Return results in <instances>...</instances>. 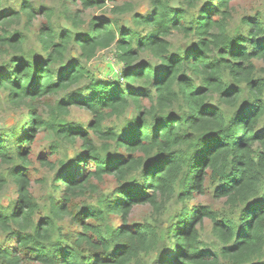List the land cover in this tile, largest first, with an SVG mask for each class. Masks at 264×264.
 <instances>
[{
  "label": "trees",
  "instance_id": "trees-1",
  "mask_svg": "<svg viewBox=\"0 0 264 264\" xmlns=\"http://www.w3.org/2000/svg\"><path fill=\"white\" fill-rule=\"evenodd\" d=\"M15 1L0 10V58L8 56L0 90L10 113L21 114L0 127V189L13 183L17 193L0 205V229L14 241L0 247V264H130L150 253L156 264H264V7L230 28L233 0H150L125 26L130 2L84 21L67 0L61 10ZM38 15L45 21L31 35ZM58 17L79 31L57 25ZM32 38L37 46L26 45ZM111 47L122 67L99 79L87 63ZM73 106L92 121H69ZM111 117L117 123L105 126ZM38 131L59 154L44 203L27 173ZM76 140L73 154L59 157V142ZM108 177L114 188L105 193ZM206 180L226 212L185 203ZM53 190H62L60 202ZM170 198L182 206L163 229L127 225L133 205L159 213ZM65 216L83 232L64 233L55 222ZM205 218L211 246L200 237Z\"/></svg>",
  "mask_w": 264,
  "mask_h": 264
},
{
  "label": "rangeland",
  "instance_id": "rangeland-1",
  "mask_svg": "<svg viewBox=\"0 0 264 264\" xmlns=\"http://www.w3.org/2000/svg\"><path fill=\"white\" fill-rule=\"evenodd\" d=\"M36 2V0H34ZM63 0H39V3H46L47 5H51L56 10H61L63 8L62 4ZM124 2H130L133 4V12H128L120 15L121 24L125 26H131L132 25V14L135 13H146L149 11L150 6L149 2L150 0H116V2L111 3L110 1L106 0L104 4L102 5H90L85 6L83 5L80 0H67L68 6L70 8L71 14H77L80 19H83L84 21L88 20L90 16L92 15H105L110 16L114 13L112 12V6L115 4H121ZM16 3L15 0H1L0 2V10H5L9 7L14 6ZM173 4L177 5V0H173ZM264 7V1L263 0H233L232 1V19L230 23V28H233L240 20V17L243 16V14H252L255 12L256 9H261ZM57 25H62L64 27L71 28L72 31H79V29L72 28L70 26V20L69 22L66 21L64 18H56ZM43 15H38L33 20V23L30 27L29 34H33L39 27V25L44 22ZM25 18L18 19L16 23H14V26L16 28L23 27L25 25ZM33 39V38H32ZM29 40L26 45L32 46L36 45L35 40ZM172 41L174 43L179 44L182 42V39H180V36L177 34H174L172 37ZM184 42V41H183ZM37 46V45H36ZM39 50V48H37ZM71 56L76 57L77 56V50L72 49ZM8 58L7 55L0 58V67L2 66V63L4 59ZM259 64V63H258ZM90 70L93 72V74L99 78H111L115 75L116 71H120V68L122 67V64H118L115 60V53L114 49L108 48L101 50L97 53V55L91 59L87 63ZM264 71V70H263ZM136 86V84H134ZM5 94L2 90H0V127L8 125L12 123L13 117H15V120L18 119V115H15L14 113H10V107L5 100ZM50 101H53V99L50 97ZM131 110V109H130ZM16 113H20L18 111H15ZM23 112V111H22ZM130 115V111L126 113V116ZM66 118L69 121L76 122V123H88L92 121L91 114L84 108L81 107H70L69 113L66 115ZM112 123H117V120L114 119V117L108 118L104 121V125L108 126ZM50 136L44 132V131H38L29 146L30 150L28 152V158L30 160V167L27 170L28 173V183L31 193L38 197L40 200L42 199V203H44V197L51 193V187L49 186L51 177L53 176V169L50 168V165H55L57 159H58V152L54 153L52 152V141H50ZM96 142V141H95ZM61 143L58 150L60 152L59 157H63L67 154L71 156L73 154V151L76 146H79L81 143V140H76L72 146V143H65V142H59ZM98 143V142H96ZM48 162V165H44L42 162ZM5 166H0V168L4 169ZM114 180L112 177H108L105 179V181L101 184V190L105 193L110 192L114 187ZM55 196L57 197V200L60 202V195L62 193V190H53L52 191ZM97 193V192H96ZM96 193H94L89 198L88 203H96ZM17 198L16 188L13 183H7L6 186L0 189V205H7L10 201ZM189 206L193 205H207L212 210L218 211V212H226L228 210L227 205L224 202V198H219L214 195V192L212 190V187L210 186L209 182L206 180L204 182L203 186V193H196L192 196L191 199L187 200L185 202ZM182 204L177 199H171L166 203L163 211L157 213L153 210V208L148 204H135L132 206V209L128 213L127 216V225L131 228L136 223H143L148 222L152 224L158 225L161 229H163L165 226L169 225L170 223L174 222L176 219L174 218V215L177 214L180 211ZM117 219L114 220V223L119 221ZM120 219V218H119ZM56 225L61 227L62 231L67 234H73L75 232H83L80 229V225L74 223L71 221L70 218L65 216L63 219L57 220ZM200 237L201 239L208 245L211 246L215 243V238L211 233V223L209 219H203L201 226H200ZM10 245L14 246V241L11 238V234L6 231H2L0 229V247ZM165 255V254H163ZM157 256L154 253L150 254H141L139 262H131L130 264H156ZM31 264V263H30ZM37 264V263H35Z\"/></svg>",
  "mask_w": 264,
  "mask_h": 264
}]
</instances>
